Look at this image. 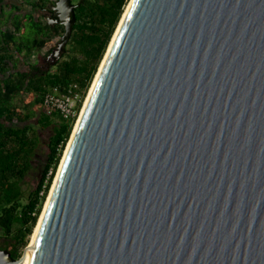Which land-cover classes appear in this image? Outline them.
<instances>
[{"label":"water","instance_id":"obj_1","mask_svg":"<svg viewBox=\"0 0 264 264\" xmlns=\"http://www.w3.org/2000/svg\"><path fill=\"white\" fill-rule=\"evenodd\" d=\"M51 9L54 65L75 5ZM92 84L0 264H264V0H130Z\"/></svg>","mask_w":264,"mask_h":264},{"label":"trees","instance_id":"obj_2","mask_svg":"<svg viewBox=\"0 0 264 264\" xmlns=\"http://www.w3.org/2000/svg\"><path fill=\"white\" fill-rule=\"evenodd\" d=\"M0 0V239L11 257L19 259L37 224L52 177L42 196L47 172L55 174L68 143L73 122L62 120L57 113H47L42 100L56 86L78 84L84 94L95 77L112 36L130 0H71L75 5V23L66 51L54 70H39L22 59L57 46L64 27L40 22L33 13L23 16L10 5L5 11ZM26 1L33 10L51 12L52 0ZM43 15V14H42ZM12 26V29H9ZM24 69L19 68V63ZM27 95L23 106L15 100ZM31 121H34L31 123ZM35 123V124H34ZM38 130H50L39 180L29 191L24 186L34 172V162L41 148Z\"/></svg>","mask_w":264,"mask_h":264},{"label":"rangeland","instance_id":"obj_3","mask_svg":"<svg viewBox=\"0 0 264 264\" xmlns=\"http://www.w3.org/2000/svg\"><path fill=\"white\" fill-rule=\"evenodd\" d=\"M28 1H35V0H28ZM52 1H57V0H52ZM4 5H5V11H10V5H15L16 7H19V9L22 11V12H25V13H33L34 15H37V10H33L30 6H28V4L26 3V1H21V0H5L4 1ZM52 7V6H51ZM17 12V11H16ZM43 14V12H40V18L43 16L42 15ZM47 18H48V15H47V13H45L44 14V17H42L41 18V20L42 21H46L47 20ZM54 42L57 44V43H59L60 42V38L59 37H56L55 39H54ZM107 51V50H106ZM40 60L39 62V64H40V70H43V69H46V67H47V65H48V63H50L51 62V59L50 60H48V55L46 54V51L45 50H43V51H41V52H38V53H35V54H33V55H31L30 57H27V58H24V59H22V62L23 63H25V64H29V63H31L32 64V62H34V61H36V60ZM22 62H20L19 63V68H21V69H24V64L22 63ZM50 66V65H49ZM54 68H55V66L54 67H50V69L51 70H54ZM99 68V67H98ZM49 69V70H50ZM98 71V70H97ZM96 74H97V72H96ZM96 74H95V76H96ZM94 80V79H93ZM93 82V81H92ZM91 85H92V83H91ZM91 87V86H90ZM90 89V88H89ZM89 89H88V92H89ZM88 92H87V94H86V97H87V95H88ZM25 99H27V95H23L21 98H18V99H16L15 100V103H16V105H18V106H23L24 105V103H23V101L25 100ZM86 99V98H85ZM34 121H31V123H33ZM35 124V123H34ZM75 124H76V121H75V123H73V128H72V131H73V129H74V126H75ZM37 131H38V134H39V136L41 137V140H42V145H41V148H40V151L38 152V155H37V157H36V159H34L35 160V162H34V166H35V170H34V172H32V174L30 175V177L27 179V185L26 186H24V188L26 189V191H29L33 186H35L36 184H37V181L39 180L38 178H39V175H40V172H41V168H42V165H43V163H44V161H45V159H46V156H45V151H46V145H47V140H48V138H49V136L51 135V132H50V130H45V131H40V130H38L37 129ZM72 131H71V133H72ZM71 136V135H70ZM69 141V140H68ZM66 148V147H65ZM65 150V149H64ZM63 154H64V151H63ZM63 154H62V156H63ZM62 158V157H61ZM60 161H61V159H60ZM59 164H60V162H59ZM59 166V165H58ZM57 169H58V167H57ZM56 172H57V170H56ZM55 175H56V173H55ZM51 185H52V183H51ZM50 188H51V186H50ZM49 191H50V189H49ZM49 191H48V193H49ZM48 193H47V196H48ZM47 196H46V199H47ZM46 201V200H45ZM44 204H45V202H44ZM44 204H43V207H44ZM43 207H42V209H43ZM41 212H42V210H41ZM41 214V213H40ZM40 216V215H39ZM36 227V226H35ZM34 227V228H35ZM33 231H34V229H33ZM32 234H33V232H32ZM32 234H31V236H29V238H28V241H27V246L25 247L26 248V250L28 249V247H29V243H30V239H31V237H32ZM3 241L0 239V246H3ZM25 248L22 250V252H21V256H22V254H23V252H24V250H25ZM25 250V251H26ZM20 256V257H21Z\"/></svg>","mask_w":264,"mask_h":264},{"label":"built area","instance_id":"obj_4","mask_svg":"<svg viewBox=\"0 0 264 264\" xmlns=\"http://www.w3.org/2000/svg\"><path fill=\"white\" fill-rule=\"evenodd\" d=\"M85 98L86 94L82 92L79 85L70 83L50 88L43 97L42 106L47 113H57L62 120L75 123L83 108ZM52 173L53 170L50 169L45 175L40 196L43 195L51 177L53 181L55 174Z\"/></svg>","mask_w":264,"mask_h":264},{"label":"flooded vegetation","instance_id":"obj_5","mask_svg":"<svg viewBox=\"0 0 264 264\" xmlns=\"http://www.w3.org/2000/svg\"><path fill=\"white\" fill-rule=\"evenodd\" d=\"M15 13H21L23 16H25L27 13H25V12H22L21 10H18L17 12H15ZM44 14L45 13H43V16H44ZM34 15V14H33ZM47 15H48V18H47V21L49 20V21H51V22H53V24L54 25H56L57 23L55 22V20L54 19H57L58 18V13L56 12V11H52V9H51V12H47ZM35 16V19L36 20H38L39 22H40V9H38L37 10V15H34ZM9 29H12L13 30V28H12V26H9ZM58 44V43H57ZM56 44V45H57ZM51 54V53H50ZM50 54L48 55V60H50L51 59V62L50 63H48V65H47V67H46V69H43V70H45V71H49V69H50V67H54L55 65H56V63L58 62H56L54 65H53V63L55 62V57H54V54L52 55V56H50ZM40 60H36V61H34V62H32V64H34L39 70H40V62H39ZM50 65V66H49Z\"/></svg>","mask_w":264,"mask_h":264},{"label":"bare ground","instance_id":"obj_6","mask_svg":"<svg viewBox=\"0 0 264 264\" xmlns=\"http://www.w3.org/2000/svg\"><path fill=\"white\" fill-rule=\"evenodd\" d=\"M129 4V3H128ZM128 6V5H127ZM127 6H126V8H127ZM126 8H125V10H126ZM125 10H124V12H125ZM96 76H97V74H96ZM96 76L94 77V80H95V78H96ZM94 80H93V82H94ZM93 85V84H92ZM91 85V86H92ZM90 90H91V87H90V89H89V92H90ZM89 92H88V94H89ZM88 96V95H87ZM86 99H87V97H86ZM86 99H85V101H86ZM85 103V102H84ZM76 125V124H75ZM74 128H75V126H74ZM67 145H68V143H67ZM66 145V146H67ZM65 150H66V148H65ZM63 158V157H62ZM58 168H59V166H58ZM57 174V173H56ZM52 185H53V183H52ZM52 185H51V187H52ZM51 190V189H50ZM49 193H50V191H49ZM49 193H48V196H49ZM48 196H47V198H48ZM46 201H47V199H46ZM46 201H45V204H46ZM45 206V205H44ZM41 214H42V212H41ZM41 214H40V216H39V218H38V221H37V224H36V227L34 228V231H33V234H32V237H31V239H30V243H29V247H30V244H31V241H32V238H33V236H34V233H35V230H36V228H37V225H38V222H39V219H40V217H41ZM29 247H28V249L25 251V257H26V255H27V253H28V250H29ZM23 262H24V260H23ZM23 262L22 263H20V264H23Z\"/></svg>","mask_w":264,"mask_h":264}]
</instances>
